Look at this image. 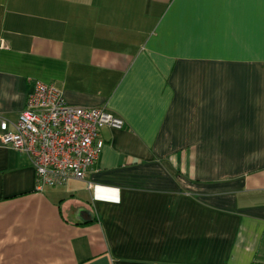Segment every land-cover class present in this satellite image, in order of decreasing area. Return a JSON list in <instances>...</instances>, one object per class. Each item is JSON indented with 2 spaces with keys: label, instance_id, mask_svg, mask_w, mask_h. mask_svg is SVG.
<instances>
[{
  "label": "crops",
  "instance_id": "crops-1",
  "mask_svg": "<svg viewBox=\"0 0 264 264\" xmlns=\"http://www.w3.org/2000/svg\"><path fill=\"white\" fill-rule=\"evenodd\" d=\"M36 80L125 125L41 191L0 144V264H264V0H0V119Z\"/></svg>",
  "mask_w": 264,
  "mask_h": 264
},
{
  "label": "built area",
  "instance_id": "built-area-1",
  "mask_svg": "<svg viewBox=\"0 0 264 264\" xmlns=\"http://www.w3.org/2000/svg\"><path fill=\"white\" fill-rule=\"evenodd\" d=\"M124 125L103 108L69 105L53 85L36 80L17 119H0V144L28 155L41 191L83 179L104 147L100 130Z\"/></svg>",
  "mask_w": 264,
  "mask_h": 264
}]
</instances>
